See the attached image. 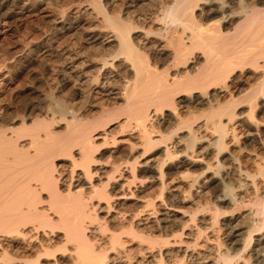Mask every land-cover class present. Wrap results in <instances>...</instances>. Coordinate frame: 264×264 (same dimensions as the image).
Segmentation results:
<instances>
[{
	"label": "bare ground",
	"instance_id": "1",
	"mask_svg": "<svg viewBox=\"0 0 264 264\" xmlns=\"http://www.w3.org/2000/svg\"><path fill=\"white\" fill-rule=\"evenodd\" d=\"M151 1L0 0V264H264V0Z\"/></svg>",
	"mask_w": 264,
	"mask_h": 264
},
{
	"label": "rangeland",
	"instance_id": "2",
	"mask_svg": "<svg viewBox=\"0 0 264 264\" xmlns=\"http://www.w3.org/2000/svg\"><path fill=\"white\" fill-rule=\"evenodd\" d=\"M73 1V0H72ZM157 1V0H156ZM155 0H152L151 2H152V5H149V6H142L141 7V9H139V8H135V9H133V11H135L134 13L135 14H138L139 12L140 13H149V12H151V11H153V12H158V10H159V8L157 7L158 5H159V3L160 2H156ZM159 1V0H158ZM165 1V3L167 2V0H162V2L160 3V4H164L163 2ZM68 2L70 3L71 2V0H64L63 2L60 0V2H58V3H60L59 5H66V4H68ZM155 4H154V3ZM64 3V4H63ZM151 4V3H150ZM157 5V6H156ZM157 7V8H156ZM152 8H154V9H152ZM151 9V10H150ZM132 10V9H131ZM33 20V22L31 21V23L29 22V23H27V26L25 25L24 27L23 26H18L17 28H16V25H15V21H11L10 23H11V25L9 26H7L6 27V30H7V32H5V34H3V35H1L0 36V57H3L4 55L6 56H8V54L9 55H11V51H13L12 50V46H14L15 44H16V42H18L19 41V37L21 36V35H28V36H32V37H35V36H37L38 34V32H37V28L39 27V21H37V20H34L35 19V17L34 18H32ZM36 22H39V23H36ZM14 25V26H13ZM42 25V24H41ZM43 26V25H42ZM15 27V28H14ZM25 28V29H24ZM79 28V29H78ZM14 30V31H13ZM18 30V31H17ZM12 31V32H11ZM26 31V32H25ZM14 32V33H13ZM80 33V27L79 26H77V27H75V28H73V30L70 32L71 33V40H72V42H71V40H70V42L69 43H73L74 41H76V46H77V48H79V46L80 45H77L78 44V42H79V38L80 37H78V36H80V34L78 35L77 33ZM8 35H7V34ZM27 33V34H26ZM18 34H20V35H18ZM72 34H73V36H72ZM17 35V36H16ZM78 37V38H77ZM75 39V40H74ZM76 39H78V40H76ZM78 41V42H77ZM10 46H11V48H10ZM168 49V48H167ZM8 50V51H7ZM10 51V52H9ZM6 52H8V53H6ZM92 52H95V50L94 51H92ZM5 53V54H4ZM41 53V54H40ZM2 55V56H1ZM40 55V56H39ZM43 57H45V54L44 53H42V52H38V54L37 55H35L34 57H33V60L32 61H29L28 63H26V65L23 67V68H21V70H22V72L24 73V72H26L27 71V73H24V74H22V75H24V78H27V77H33L34 76V79H35V77H36V79L38 78V80L36 81V80H34V84H36L37 85V83L39 82V79L41 78L42 79V75H44L43 77H45L46 76V73H47V64L46 63H48V66L49 65H51V63H53L54 64V62H52V60H47V62L45 63L44 62V59H45V61H46V58H43ZM41 62V63H40ZM43 63V64H42ZM31 64V65H30ZM43 65V66H42ZM32 67V68H31ZM26 68V69H25ZM33 74V75H32ZM39 74V75H38ZM26 75V76H25ZM27 75H30V76H27ZM36 75V76H35ZM40 75H41V77H40ZM38 76V77H37ZM40 77V78H39ZM37 82V83H36ZM69 87V88H68ZM68 90H70V86H66V88L64 89V91H68Z\"/></svg>",
	"mask_w": 264,
	"mask_h": 264
}]
</instances>
